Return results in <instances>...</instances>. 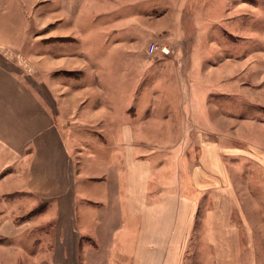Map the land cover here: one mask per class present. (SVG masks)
<instances>
[{
	"label": "crops",
	"instance_id": "obj_1",
	"mask_svg": "<svg viewBox=\"0 0 264 264\" xmlns=\"http://www.w3.org/2000/svg\"><path fill=\"white\" fill-rule=\"evenodd\" d=\"M107 1L0 0V264L256 262L264 245V120L226 118L209 101L246 94L264 115V41L248 63L253 87L232 59L179 65L186 82L202 86L187 107L194 121L185 118L179 143L167 148L176 154L177 174L167 190L150 193L144 137L136 141L144 130L125 122L127 113H112L118 95L98 93L97 78L80 92L85 78L61 89L48 77L86 67L78 46L61 39H83L82 8ZM18 6L23 28L16 29ZM38 9L40 31L32 16ZM92 95L99 104L87 110ZM170 133L175 137V129ZM17 197L31 199L26 214ZM39 204L45 208L31 215ZM34 230L44 235L32 239Z\"/></svg>",
	"mask_w": 264,
	"mask_h": 264
},
{
	"label": "rangeland",
	"instance_id": "obj_2",
	"mask_svg": "<svg viewBox=\"0 0 264 264\" xmlns=\"http://www.w3.org/2000/svg\"><path fill=\"white\" fill-rule=\"evenodd\" d=\"M82 11L84 17L79 23V30L83 39L77 40L71 36L61 40L78 46L74 49L77 51L75 53L86 58L81 59L86 67L72 71H50L48 77L59 81L61 89L63 86L71 88V83L85 78L86 81L80 86L74 85L75 88L82 87L77 89L80 92L86 91L89 83L92 84L93 79L97 78L100 82L98 93L105 98L110 94L118 95V102L110 104L112 113H116V116L127 113L125 122L138 123L144 130V133L136 136V141L144 137L145 148L140 152L145 154V161L151 164L150 174L146 178L148 191H165L169 176L177 174L176 164L172 165L176 154L167 148L179 143L177 134L182 130L180 126L184 124V119L188 117V125L194 121V113L187 107L191 104V97L197 100L199 86H202L200 80L186 82L179 65L185 63V67L189 62L198 64L208 61L218 66L232 59L242 65V82L253 87L246 77L251 67L248 63L259 55L264 41V0H112L103 5L85 6ZM40 13L38 9L32 15L36 31H40ZM19 14L18 6L16 29L23 28ZM40 34L34 32V36ZM151 44L169 47L170 55L149 54ZM174 47H181L177 55H173ZM191 47L192 53H189ZM190 84L192 91H189ZM247 97L244 94L224 102L217 100L221 97H214L209 101V108L213 104L220 106V113L235 121L249 118L264 120V115L256 112ZM98 104L99 100L92 95L87 110L96 108ZM213 122L216 123V120L209 119V126ZM84 129L81 127L79 130ZM174 129L175 137L174 133H170ZM91 132L85 134L96 140L97 135ZM74 136L79 141H86L84 135ZM236 143L242 147L240 142ZM158 146L165 149H157ZM122 150L117 149L115 163L122 158ZM156 166L161 168V172L157 171ZM244 169L248 172L247 166ZM156 177H159L160 183ZM30 200L17 197V208L21 214L28 212ZM261 205L264 209V199ZM44 208L45 205L39 204L34 211L39 214ZM43 235V231L31 232L32 239ZM244 248L247 250V246ZM250 264H264L263 244L257 246L256 262L252 260Z\"/></svg>",
	"mask_w": 264,
	"mask_h": 264
},
{
	"label": "built area",
	"instance_id": "obj_3",
	"mask_svg": "<svg viewBox=\"0 0 264 264\" xmlns=\"http://www.w3.org/2000/svg\"><path fill=\"white\" fill-rule=\"evenodd\" d=\"M149 54H156V53H161L165 56H168L170 55L171 53V50L169 47L167 46H160V45H157V44H151L150 47H149Z\"/></svg>",
	"mask_w": 264,
	"mask_h": 264
},
{
	"label": "trees",
	"instance_id": "obj_4",
	"mask_svg": "<svg viewBox=\"0 0 264 264\" xmlns=\"http://www.w3.org/2000/svg\"><path fill=\"white\" fill-rule=\"evenodd\" d=\"M36 213H37V211L35 210V211H32L30 214L33 215V214H36Z\"/></svg>",
	"mask_w": 264,
	"mask_h": 264
}]
</instances>
